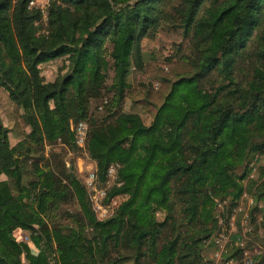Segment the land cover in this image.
Returning <instances> with one entry per match:
<instances>
[{"label": "trees", "instance_id": "trees-1", "mask_svg": "<svg viewBox=\"0 0 264 264\" xmlns=\"http://www.w3.org/2000/svg\"><path fill=\"white\" fill-rule=\"evenodd\" d=\"M30 1L0 0V87L30 128L14 143L0 108V264H215L206 251L234 215L241 225L246 193V220L261 211L264 230V0H52L45 31ZM166 27L188 50L147 55L144 40ZM82 120L85 146L72 126ZM79 151L105 202L124 197L105 219L67 162ZM247 239L237 231L222 264H264V251L245 259Z\"/></svg>", "mask_w": 264, "mask_h": 264}, {"label": "rangeland", "instance_id": "rangeland-1", "mask_svg": "<svg viewBox=\"0 0 264 264\" xmlns=\"http://www.w3.org/2000/svg\"><path fill=\"white\" fill-rule=\"evenodd\" d=\"M171 13H173V11L171 10ZM182 44V47L185 50H188L189 48V41L185 38H183L182 34L175 30L174 28H170V27H166V28H161L158 33L156 34L154 39H145L144 40V45H145V53L148 55L150 52H153L154 55H160L162 57H165L171 53H175L176 51H178V46ZM67 63L66 58L65 57H60L57 60H54L52 62H49L47 64L44 65L43 67V74L46 77V79H52L53 77L56 76V74H58L60 71H62V69L64 68L65 64ZM5 91L0 87V108L3 110V114H4V123L5 125L8 124V126H11L12 128L14 127V118L16 117H20V110L17 106H13V104L11 103V101L9 102L8 97H6V95L4 96L3 93ZM6 93V92H5ZM96 104H94L95 106ZM124 109L126 111H136L139 112L144 121L149 124L152 121V115L147 113L145 110H143L139 105H137L136 103H133L132 100L127 99L125 101L124 104ZM23 125V126H22ZM21 127L22 129L25 127V131L24 133H29L30 132V128L28 125L26 124H22ZM12 132V130H11ZM17 140H15V138L13 139V142L15 143ZM59 147H56V149H58ZM48 154V153H47ZM67 162H69L71 159H75L76 161V165L78 167L79 172L81 173L82 176L87 175V173L90 171V168L92 167V164H94L89 157L88 154L86 152L83 151H79L78 153H69L68 155H65ZM102 182V181H100ZM247 182V180H246ZM100 186L103 183H99ZM255 197L253 194L250 193H246L245 195H243V198L240 201V208L245 210V213L243 215V218H241L242 223L241 225L238 224V215L237 217L234 215L233 218H231V224L227 227L228 229L226 230V228L223 229L220 237L218 238V240H220V247L217 249L216 251V255L213 254V250H207L206 251V255L209 258H213V262L215 264H222V253H223V248L221 247V245H225L227 244L229 241L232 240V236H234L235 234H237V231H239L240 229L243 230L245 236L248 239L254 240L256 242L255 245L250 246V247H246L245 249L248 250V252H244V256L245 259L249 262L252 263L253 262V256L258 254L255 251V247H259V250L261 251V253L264 251V230L262 228V213L261 211L258 212V218H257V222L254 225H250L247 220H246V216L247 219H249L250 217V212L252 210V207L254 206V200ZM260 207H262L264 205V200L260 202ZM65 207H68L70 209H74V206H70V205H66ZM246 214V216H245ZM159 217L162 218L163 217V212H159ZM61 223H63L64 225H71L74 224L72 222V220H68V219H61ZM252 227H256L257 228V232L256 234L248 235V232L252 231ZM15 237L18 240H23L25 242H29L30 244L33 245V233L31 231L28 230H20L17 229L14 232ZM247 239V240H248ZM33 251L34 252H39L40 250L38 248H36L33 245ZM219 253V254H218ZM260 253V254H261ZM214 255V256H213Z\"/></svg>", "mask_w": 264, "mask_h": 264}, {"label": "built area", "instance_id": "built-area-1", "mask_svg": "<svg viewBox=\"0 0 264 264\" xmlns=\"http://www.w3.org/2000/svg\"><path fill=\"white\" fill-rule=\"evenodd\" d=\"M52 0H31L29 6L30 7H36L39 8L42 12V17L39 21L36 22L37 25L40 26L41 31L46 30L47 21H48V13H49V7L51 6ZM73 129L75 130L76 136H77V142L81 146H85L86 138H87V132H88V123L86 121H79L77 123L72 124ZM119 164H113L108 169V185H112L116 178H117V166ZM84 182L86 184V187L88 189L89 197L91 199L93 208L96 212V215L99 219H105L109 216H111L118 205L123 200V195H116L112 197L110 200L105 202L106 198V188L99 186V176L96 171V166L91 167L90 171L87 173ZM220 242V240H218ZM221 247L224 249L225 245H221ZM255 251L260 254L261 251L259 250V247L254 248ZM244 252H248L247 249H245ZM219 254V253H218Z\"/></svg>", "mask_w": 264, "mask_h": 264}, {"label": "crops", "instance_id": "crops-1", "mask_svg": "<svg viewBox=\"0 0 264 264\" xmlns=\"http://www.w3.org/2000/svg\"><path fill=\"white\" fill-rule=\"evenodd\" d=\"M3 95L4 96L6 95V97H8V100L10 102V99H9V96L7 95V93L4 92ZM13 119H14V124H15L14 127L12 128L11 126H9L12 129L11 136L13 139L15 138V140H18L23 135V132L25 131V127L22 129L21 124L19 122V117H16V118L13 117ZM93 163L94 164H92V167H95L96 164H95V162H93Z\"/></svg>", "mask_w": 264, "mask_h": 264}]
</instances>
